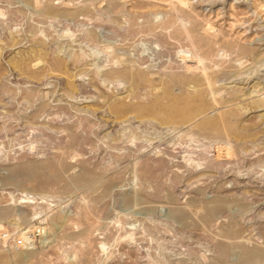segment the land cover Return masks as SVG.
<instances>
[{
  "label": "rangeland",
  "instance_id": "rangeland-1",
  "mask_svg": "<svg viewBox=\"0 0 264 264\" xmlns=\"http://www.w3.org/2000/svg\"><path fill=\"white\" fill-rule=\"evenodd\" d=\"M0 264H264V0H0Z\"/></svg>",
  "mask_w": 264,
  "mask_h": 264
},
{
  "label": "bare ground",
  "instance_id": "bare-ground-1",
  "mask_svg": "<svg viewBox=\"0 0 264 264\" xmlns=\"http://www.w3.org/2000/svg\"><path fill=\"white\" fill-rule=\"evenodd\" d=\"M25 244V243H24Z\"/></svg>",
  "mask_w": 264,
  "mask_h": 264
}]
</instances>
